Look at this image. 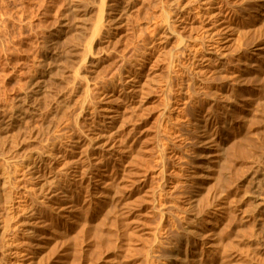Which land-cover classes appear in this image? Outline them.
I'll return each instance as SVG.
<instances>
[{
  "label": "rangeland",
  "instance_id": "rangeland-1",
  "mask_svg": "<svg viewBox=\"0 0 264 264\" xmlns=\"http://www.w3.org/2000/svg\"><path fill=\"white\" fill-rule=\"evenodd\" d=\"M212 4L233 36L207 47ZM127 72L143 84L137 109L118 96ZM110 104L122 108L128 157L115 150L108 184L93 181L103 204L41 206L33 154L83 137ZM4 171L0 264H264V0H0ZM37 216L47 224L26 231ZM12 241L23 255L5 261Z\"/></svg>",
  "mask_w": 264,
  "mask_h": 264
},
{
  "label": "bare ground",
  "instance_id": "bare-ground-1",
  "mask_svg": "<svg viewBox=\"0 0 264 264\" xmlns=\"http://www.w3.org/2000/svg\"><path fill=\"white\" fill-rule=\"evenodd\" d=\"M212 2L209 1L210 4ZM223 3H224V1H223ZM225 3H226V1H225ZM182 5H183V3H182ZM213 5L214 4L211 5V8H213V11L214 10H215V12L217 11V13H215V14L207 13V14H205L206 18L204 17L203 14H199L198 13L199 17L202 16L203 19L205 18L202 21L203 24H204L202 29L205 30V34H206L205 37H206V39H209V40H207L206 43H205L204 42L205 39L204 38H202V39H204L203 42L205 43V45L207 47L210 46V44H208V43L217 42L216 40H213L217 36L220 39L222 37L223 41L227 40L226 43L231 42L232 36H233V35H231L229 33L231 26L229 27V25L227 23V21H228V19H227L228 13L225 11L224 8H220V7L216 8L217 5L216 4H215L216 6H213ZM181 6H178V7L181 10V14L182 13L184 14V12H182L184 7L183 6L181 7ZM224 7H226V6H224ZM194 10L196 11V9H194ZM184 11H185V9H184ZM196 13H197V11H196ZM186 17H188V16L185 15V18ZM100 18H101V15H100ZM100 18L98 19L99 20L98 23L101 21ZM103 19H102V23H103ZM102 23H99V24L102 25ZM99 24H98V26L100 27L101 25H99ZM215 24H218L217 28H214ZM169 28H171V27H169ZM106 32H108V30H106ZM167 32L165 34L166 36L168 35ZM159 35H160L159 38L160 37L161 38L165 37L164 35L163 36L161 34H159ZM167 38H169V36H167ZM162 40H165V39H162ZM166 40H165V42H166ZM196 40H198V38H196L194 41L191 40V42H189L188 45L185 43L186 47L190 51H194L193 53H195V54L199 53L201 51V50L199 51L198 45L196 44ZM160 41H161V39H160ZM215 44H212V45H215ZM179 45H180V43H179ZM86 48H87V46H86ZM258 50L262 51L261 48H259ZM185 52H186V49H185ZM82 55H83V59L82 60H84L86 62V59L90 56V50L89 49H85ZM257 56H259V55H257ZM80 76L78 75V77L81 80H85L84 79V75H83V79ZM42 81H44V80H42ZM42 81L39 80V81L35 82L34 85H32V86H34L33 87L34 88L33 94H35V93L39 94V92L42 91V89L44 87V86H42V83H43ZM121 81H122L121 82V88H120L121 90L118 93V96L120 97V100L121 101H126V100L131 98L133 108L137 109L139 107V104L141 105V103L139 102V100H140L139 96H141L140 94L142 92V85H143V84H141V81H140V78H139L138 74H131L130 72H127L125 78H123V80L121 79ZM86 92H87V90H86ZM87 97H88V95H87ZM137 98L139 100H137ZM85 99H87V98H85ZM25 107H27V106L23 105V107L20 109V111L17 112L18 116L25 115L27 113L26 112L27 109H25ZM101 108H102L101 109L102 113L99 114L97 117L95 116L93 118V123L95 122L96 125L94 126L93 129L88 131V133H86L83 137L82 136L81 137L78 136L79 138H75V136H74L72 139H70V145L64 147V149H62L61 147H59V149H57V147L55 146L54 148H56V149H54L52 147L51 150L45 151L44 153H42V152H40V153H36L35 152V154H33L34 152L32 153L34 155V159L31 162V164H29L30 165V170H31L30 173L32 172L33 179L35 178V179L39 180L40 187H38V188H40V189H38V190H40V195L39 194L38 195L41 196L40 198L42 199L41 201L39 200V203L40 202L42 203L41 206L46 205L45 207L53 208L54 205H58L57 204L58 196L61 197V202H63V204H61L59 207L63 208V209H67L69 204H73L74 205V203L77 201V199L79 198L80 195L81 196L84 195L85 198L87 197L90 202H92L91 201L92 198L93 199L94 198L97 199L96 200L97 202H94V205H97L98 203L100 204V203H102L104 201V200H102V198H103V196L105 194L107 195L108 193H105L104 188L101 187L102 190L98 191L99 192L98 196L94 197L93 191H96V190H99V189L94 187L96 185L93 184V181L96 180L98 182H101V183H104V184L105 183L108 184V178L111 177L112 173L114 172V170L116 168L115 163H114V158H113L114 157L113 153H114L115 150H117V152H119V154H120L121 163L125 164V162H127L126 159L128 157L127 156L128 154L126 155V153H127V150H128L127 149L128 148L127 147L128 139H126V137L124 136V134L122 132V129H121V128H123V124H124V122L122 123V117L123 116H122V111H121L122 108H121V106H117V105L115 106V105H111L110 104V105L102 106ZM12 117H14V116H12ZM15 118H16V116H15ZM23 118H25V117H23ZM123 121H124V118H123ZM9 123H10L9 120L5 121L3 123L4 126H3L2 129H7L8 130L7 127H9V125H10ZM208 148L209 147H207V149ZM33 155H31V157ZM10 164H8V165H10ZM8 167H10V166H8ZM255 175H256V173H255ZM255 175H254V177H252V178H254V180L256 179ZM12 182L13 181L10 178V176H9L7 171H4V172L1 173V175H0V190L1 191H5L4 192L5 194L3 195L4 199H5V201H4L5 203H6V201L7 202L10 201V192H9V190L11 191L10 186H12ZM11 188L13 190V186ZM0 196H2V194ZM37 198H39V197H36V199ZM37 201H38V199H37ZM66 205H67V208H66ZM6 207H7V205H6ZM7 209H9V208H7ZM37 209L38 208H36L35 210H37ZM255 209H256L255 211H258L259 213L260 212L264 213V204L258 203L256 205ZM7 211H6V213L8 214ZM32 211H33V209H32ZM31 212H29V213L31 214ZM36 212H38V211H36ZM41 212H42V210H41ZM32 215L35 216L34 213H32ZM263 215H262V217H263ZM41 219L42 218H39V216H37L35 218L33 217L31 219L29 217V221L27 223L28 227H27L26 231H30V232H33L34 230L37 231L36 229H38L39 225L42 224V223H45L44 220H41ZM99 223H101V222H99ZM45 224H47V223H45ZM42 225H44V224H42ZM1 228H3V227H1ZM4 228H6V227L4 226ZM2 230L3 229H1V231ZM4 231H5V229H4ZM41 231H44V228ZM41 239H39V241ZM10 240H12V239H10ZM112 242L113 241H111V243ZM8 246H9V248L7 250V253H5L6 254L5 258H4L5 261H7L6 259H7L8 256L9 257H13L14 256V257L18 258V257H21L23 255L22 254L23 252H21L20 249L17 247V244H15V241L10 242L8 244ZM19 246H20V244H19ZM37 247H39V245ZM185 252H186V250H185ZM186 258L187 257H185L184 260H183L184 263H188ZM16 264H19V263L16 262Z\"/></svg>",
  "mask_w": 264,
  "mask_h": 264
}]
</instances>
